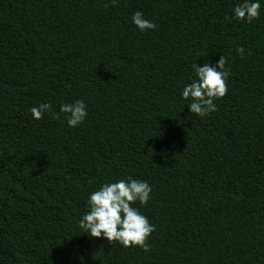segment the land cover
<instances>
[{"label":"trees","instance_id":"trees-1","mask_svg":"<svg viewBox=\"0 0 264 264\" xmlns=\"http://www.w3.org/2000/svg\"><path fill=\"white\" fill-rule=\"evenodd\" d=\"M239 2L0 0V264H264V4L246 23ZM221 55L228 92L200 118L180 91ZM76 99L88 116L69 128ZM127 177L152 187L133 205L148 252L78 226L89 193Z\"/></svg>","mask_w":264,"mask_h":264},{"label":"clouds","instance_id":"clouds-1","mask_svg":"<svg viewBox=\"0 0 264 264\" xmlns=\"http://www.w3.org/2000/svg\"><path fill=\"white\" fill-rule=\"evenodd\" d=\"M264 0H240L232 9V18L251 23L259 18ZM131 23L141 32L154 31L157 24L137 10L131 14ZM236 53L243 56L245 49L237 46ZM227 60L223 55L216 64L210 61L202 66L197 62L192 64L190 82L184 83L180 96L191 102L187 105L189 112L200 118H206L217 110V99L223 98L228 92L229 69L225 67ZM52 105L40 103L32 106L29 111L34 120H40L49 112ZM59 113L64 114V120L69 128L82 124L88 116L85 102L76 99L72 102H62ZM59 113H53L58 117ZM152 187L147 180L131 177L104 182L97 190L89 193L88 210L78 220V226L90 237L106 238L108 242L116 241L121 246L139 247L144 252L150 250L146 241L155 231V225L149 222L147 216L141 213L136 202L145 205L151 200Z\"/></svg>","mask_w":264,"mask_h":264}]
</instances>
